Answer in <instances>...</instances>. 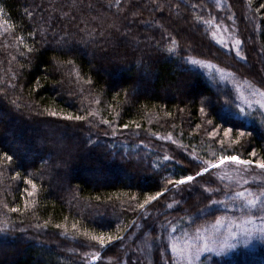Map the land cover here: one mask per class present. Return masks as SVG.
<instances>
[{"label":"trees","instance_id":"1","mask_svg":"<svg viewBox=\"0 0 264 264\" xmlns=\"http://www.w3.org/2000/svg\"><path fill=\"white\" fill-rule=\"evenodd\" d=\"M256 88L264 0H0V264H88L106 246L95 264H180L220 220H264V113L240 96ZM236 152L252 163L196 175ZM231 166L246 184H224ZM242 251L197 264H264V246Z\"/></svg>","mask_w":264,"mask_h":264},{"label":"rangeland","instance_id":"2","mask_svg":"<svg viewBox=\"0 0 264 264\" xmlns=\"http://www.w3.org/2000/svg\"><path fill=\"white\" fill-rule=\"evenodd\" d=\"M249 18L252 19L253 17H251V15H250ZM216 36L218 39H222V43L226 44V47L229 46L232 42H234V46L236 48L239 46V43H237V39L235 38V36L232 33L228 32L227 30H225L224 32H223V30H219L217 32ZM61 44L62 43H60V45ZM187 45L191 46L192 43L188 42ZM200 61H203L205 63V65L211 64L214 66L213 68L209 69L206 66L202 67L200 65L191 64L192 66L198 67V68H200L204 71H207L209 73H211V71H212V73H215L214 79L211 78L210 76H208L209 80L212 83H214L215 80H217L220 83L225 84V85L227 83H230L232 85L233 82L238 84L237 81H235L237 79L233 76V74L221 72L220 67L211 63L210 61H207V60H200ZM239 84L243 85L240 82H239ZM245 84H248V83L245 82ZM248 85H250V84H248ZM240 96L242 98L241 100H242L244 106L248 110L253 111L254 109H258L259 111L264 113V91L257 89L256 92L251 93V94H247V95L246 94L242 95V92H241ZM220 131L221 130L219 128H217L216 133L219 135ZM17 146H19V145H17ZM79 146H80V144H79ZM80 148H81V146H80ZM231 156H238L241 161H244L241 157V154L238 152L233 153ZM52 159H55V157H53ZM183 161L187 162V160H183ZM219 162H220V160L216 164H219ZM253 164L254 165L257 164V166H258V163H253ZM209 167H207V168H209ZM203 170L200 173H205ZM222 173L224 176L228 177V178H223L224 184L237 185L236 182H238V184L244 185L248 182V179H250V178L243 177L244 176L243 173L241 171L237 170L236 168L232 167V166L224 169ZM88 175L89 176L97 175V176L101 177L103 174L100 171H99V173L96 171L95 172L93 171ZM107 175H109V174L105 173V176H107ZM191 176H193V175H191ZM193 177L196 178V176H193ZM176 185H174V186H176ZM178 185H179V183H178ZM165 192L161 193V195H163ZM161 195H159L157 198H159ZM212 228H214V229L212 230ZM0 230L4 231L5 229L3 227H0ZM211 231L212 232L209 233L210 236H207V235L203 236L202 235L199 238H196L192 241H185L181 247H177L179 249H178V252L176 253V255H177V258H178L180 264H197V262H199L201 260L202 256L206 255V254H210L211 257H216L219 260L226 261L228 259L235 257V255L241 250L252 252L256 248H258L259 246H264V220H261V221L245 220V221L236 222V223H229V222L227 223L226 221L220 220L216 225L211 227ZM37 234H38V236L42 235V233H40V234L37 233ZM134 237H135V235L132 236L131 240ZM8 243H9V240H6V239L3 240V243L2 242L0 243V260H5L8 257H10L9 254H8V256H6V254H4L6 249L7 250L12 249V247ZM25 243L30 244L32 242L25 241ZM33 243L35 245L42 246V244L39 242H37V243L33 242ZM26 244H20V245L15 244L14 247L18 249L22 245H26ZM45 245H46V247L51 248L49 245H47V244H45ZM107 247L108 246L101 249L98 253L94 254L92 256V257H94L93 261L91 259L90 264H95L101 258L102 254L107 249ZM119 248H121V246ZM17 249L12 250V251H8V253L9 252L13 253ZM58 250L63 251V249H61V248H59ZM108 250H110V249H108ZM71 251H72V249H71ZM243 251H242V253H243ZM87 255H88V252H87Z\"/></svg>","mask_w":264,"mask_h":264},{"label":"snow or ice","instance_id":"3","mask_svg":"<svg viewBox=\"0 0 264 264\" xmlns=\"http://www.w3.org/2000/svg\"><path fill=\"white\" fill-rule=\"evenodd\" d=\"M237 43H239V41H237ZM189 63H191L193 65H200L202 67H205L206 66L209 69H211V68L214 67L211 64L205 65V63L203 61L196 60V59H192V58H189ZM201 111H203V109H201ZM51 115L56 116L57 113L53 112V113H51ZM75 118L76 119H83V117H79V116H77ZM69 119H71V117H69ZM125 127H127V125H125ZM229 132H231V129L225 130L224 135L227 136ZM240 135H244V133H240ZM8 159H11V157H8ZM226 161L243 163V164H246V165L252 163L251 161H241L238 156H223V157L220 158L219 164H213V165H211V167H219L220 165L224 164ZM258 166L261 169H264V162H259L258 163ZM203 171L204 172H208L209 171V168L206 167V168H204ZM201 174L202 173H199L198 172L196 175L199 176ZM194 179H195V177H193V176H187L185 179H181L177 183H179V184H185V183H187L189 181H192ZM29 183H31V181H29ZM165 191H167V190L165 189ZM159 195H161V193H157L156 196H150L147 200L144 201L143 204L140 205V207L143 208L145 206V204L149 203V201L156 200ZM238 195L241 196V197H243L244 196V193L241 192V193H238ZM257 199H259V198H257ZM257 199L249 200L248 201V204L250 206H252V207H255V205L257 203ZM13 210L15 211V209H13ZM105 235H107V239H103L101 237H93V239L94 240H98L101 245H105L106 243L110 242L113 239V237L111 235H108V234H105ZM115 239H121V237L117 236V237H115Z\"/></svg>","mask_w":264,"mask_h":264},{"label":"bare ground","instance_id":"4","mask_svg":"<svg viewBox=\"0 0 264 264\" xmlns=\"http://www.w3.org/2000/svg\"><path fill=\"white\" fill-rule=\"evenodd\" d=\"M93 258H94V257H92V261H93ZM90 263H91V262H89L88 264H90Z\"/></svg>","mask_w":264,"mask_h":264}]
</instances>
